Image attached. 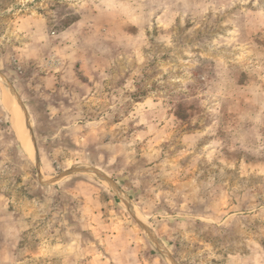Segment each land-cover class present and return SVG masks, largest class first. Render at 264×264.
<instances>
[{
    "label": "rangeland",
    "instance_id": "obj_1",
    "mask_svg": "<svg viewBox=\"0 0 264 264\" xmlns=\"http://www.w3.org/2000/svg\"><path fill=\"white\" fill-rule=\"evenodd\" d=\"M0 79V264H264V0H0Z\"/></svg>",
    "mask_w": 264,
    "mask_h": 264
},
{
    "label": "bare ground",
    "instance_id": "obj_2",
    "mask_svg": "<svg viewBox=\"0 0 264 264\" xmlns=\"http://www.w3.org/2000/svg\"><path fill=\"white\" fill-rule=\"evenodd\" d=\"M0 87L2 90L1 97H2L3 105L9 110L11 114V117L14 122V127L18 135V139L20 140L26 152H32L31 143L33 141L31 140L28 131L29 128L27 129L26 126L27 123L23 116L24 112L21 107L22 104L20 103L19 99L16 97L9 83L4 81L3 79H0ZM123 199L126 200V197H123Z\"/></svg>",
    "mask_w": 264,
    "mask_h": 264
},
{
    "label": "crops",
    "instance_id": "obj_3",
    "mask_svg": "<svg viewBox=\"0 0 264 264\" xmlns=\"http://www.w3.org/2000/svg\"><path fill=\"white\" fill-rule=\"evenodd\" d=\"M224 1H228V0H224ZM3 239V236L0 235V240ZM1 244V243H0ZM1 246V245H0ZM2 247V246H1ZM3 248V247H2ZM1 250V249H0Z\"/></svg>",
    "mask_w": 264,
    "mask_h": 264
}]
</instances>
